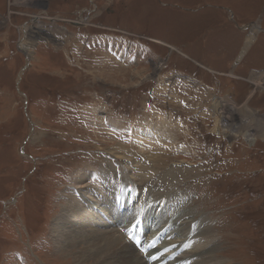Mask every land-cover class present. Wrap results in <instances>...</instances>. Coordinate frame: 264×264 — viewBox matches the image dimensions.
I'll return each instance as SVG.
<instances>
[{"label": "rangeland", "instance_id": "rangeland-1", "mask_svg": "<svg viewBox=\"0 0 264 264\" xmlns=\"http://www.w3.org/2000/svg\"><path fill=\"white\" fill-rule=\"evenodd\" d=\"M85 168L75 195L135 182L162 243L264 264V0H0V264H79Z\"/></svg>", "mask_w": 264, "mask_h": 264}, {"label": "bare ground", "instance_id": "bare-ground-1", "mask_svg": "<svg viewBox=\"0 0 264 264\" xmlns=\"http://www.w3.org/2000/svg\"><path fill=\"white\" fill-rule=\"evenodd\" d=\"M28 48L29 47H27V49ZM245 48L247 49V46H245ZM148 130H145L143 134H147ZM159 130L161 131L160 128ZM123 146L125 145L118 143L119 148ZM129 149L130 148H126L127 154L129 155H126V157L124 158H129L130 160L134 161L136 155L132 151H130L131 149L130 150ZM109 154H111V152ZM115 154H117V152L114 150L112 153L113 155L112 157L114 156L117 157ZM108 165L109 164H107V166ZM132 165L130 166V164H128V167L132 168ZM109 168L111 167L108 166V169ZM87 170L88 169L85 168L81 170L79 173L75 174L76 180L74 181V185H71L72 194L69 193V195L67 196L70 198V200H68V203L64 209H66L65 211L68 210V212L70 213V214L68 213V215H71L73 217L69 216L71 217L69 218L67 213L64 216L61 215L62 216L61 220H64L66 223L65 228H60L59 226L60 224L57 226L54 225L58 227L57 237L61 238L62 241L66 243V244L62 243L64 244L63 246L64 250L67 247V245L68 247L72 245H78V247H80L79 257L81 261L79 262V264H84L89 261H93L94 262L93 264H181V263L187 264V261L190 262L191 264H231V261H227L219 258L220 256L218 257L217 254L215 253L217 242L216 240L212 241L210 239V237H212V239L214 238L210 232L211 231L210 227H208L209 225L207 226V224L205 228L206 230L205 229L202 230L203 233L201 234H205V233L211 234L209 237L207 236L209 239H200L199 241L195 242L194 247L192 249L190 248L189 250L190 252H188L187 249L185 248V243L182 244L177 243L174 242L175 240L174 241L169 240L168 244L162 243L161 241L166 236L160 232L162 236L158 238L156 237V235H158L159 233L154 234L155 232H153V229L155 227L161 229L158 226L161 225L162 221L157 223V225L159 224L158 226L154 225L155 224L154 221H156L158 218L160 219L162 215H160L159 213L156 214V212H154L151 215V212H149L150 209L149 211L144 209V211L142 212L140 211V214L137 215L138 207L135 206V202H136L135 182L132 183L128 182L127 184L129 185L127 184L121 185L120 182L117 184V181L115 182L114 179L111 180V178H109V180H107L105 183L106 185H104L102 184L103 182L101 183L98 179V183H100L101 190L100 191L98 190L92 194L94 200L93 198H90L91 194L89 193V191L86 192V195L83 198L81 197L82 194H80V198H79L77 195L73 193V190L77 188L81 189L84 187L83 184L81 183L84 178H89V175L92 176L93 174L94 175L99 174V172L94 170L93 172L95 173H92V170L91 172L88 173ZM107 172L108 171H105L104 173ZM108 175L110 177L113 176L110 172H108ZM140 178L141 177L133 174L132 181L136 180L139 182L141 181ZM130 185L132 186V190L130 191L132 192V196L129 195L128 199L125 198L127 199L126 201H128V203L123 204L125 202H124V198L122 197V193L123 192L127 193L129 190L128 186ZM71 186L69 187V189H71ZM66 192H70V190L69 191L67 190ZM85 197L89 198V200H86ZM110 197L113 199H111ZM119 198L121 199L119 200ZM90 199L94 201V204L91 206V209L85 213L83 212L84 210L83 208L87 206L84 205H90L89 204ZM83 200L84 202L82 203ZM113 200L115 201L114 203ZM99 207L101 208L100 209L102 211L101 213L106 214L111 218L113 217L111 223H113L114 225L117 224L119 228L106 230V231L95 230V227L97 225L98 226L108 225L107 221L104 218L94 213V210L99 209ZM74 217L75 219H73ZM153 217L156 220L151 222L150 220ZM68 219L70 220V222ZM86 224H89L88 225L89 229L86 230L85 232L84 230H81V227H83ZM92 226H95L94 229L92 228ZM134 227L136 228L135 232L133 230ZM89 230L91 231V233L88 232ZM131 232L136 233L138 237L141 236L142 241L144 240L143 245L150 243V239L153 238L152 243L149 244L148 246V250H150V252H148L147 255H143V253H141L136 248V246H134V244L130 242V240H128L127 238L128 234ZM151 232H153L152 235L150 234ZM146 235H148L147 238H145Z\"/></svg>", "mask_w": 264, "mask_h": 264}]
</instances>
